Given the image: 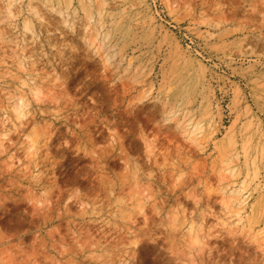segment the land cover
Here are the masks:
<instances>
[{
	"label": "rangeland",
	"instance_id": "374dc122",
	"mask_svg": "<svg viewBox=\"0 0 264 264\" xmlns=\"http://www.w3.org/2000/svg\"><path fill=\"white\" fill-rule=\"evenodd\" d=\"M98 125L115 162L48 150ZM140 239L171 264H264V0H0V264H132Z\"/></svg>",
	"mask_w": 264,
	"mask_h": 264
},
{
	"label": "bare ground",
	"instance_id": "6f19581e",
	"mask_svg": "<svg viewBox=\"0 0 264 264\" xmlns=\"http://www.w3.org/2000/svg\"><path fill=\"white\" fill-rule=\"evenodd\" d=\"M75 57V56H74ZM23 62V61H22ZM23 64H25V63H23ZM81 72H80V69L78 68V67H76V66H74V64H71L69 67H68V70H67V82H73V81H75V80H77L78 78H79V74H80ZM86 87V86H85ZM101 90V89H100ZM99 91V90H98ZM60 94V93H59ZM106 94V93H105ZM104 93H102L101 94V96L99 97V98H101L100 100L101 101H98V103H99V105L101 106L102 104H104L105 102H107V101H105V102H103L104 100H102V99H104V97H102V96H104L105 95ZM60 97H62V96H60ZM19 98H21V97H19ZM63 98H64V96H63ZM65 98H67L66 96H65ZM68 99V98H67ZM19 100V99H18ZM71 103V102H70ZM14 105V104H13ZM24 105V104H23ZM15 106H17V105H15ZM14 106V108L13 109H16L18 106H19V104H18V106L17 107H15ZM22 106V105H21ZM19 108V107H18ZM17 108V109H18ZM95 108V110H96V106L94 107ZM18 111V110H17ZM16 112V111H15ZM19 112V115H20V117L21 116H25L24 114V112L23 111H18ZM98 112V111H97ZM17 115H18V113H17ZM27 115V114H26ZM78 115H79V113H78ZM116 116V118H117V120L115 121V123H113V124H110V123H107V124H105V129L106 130H110L111 128H114V127H120V114H116L115 115ZM14 117V116H13ZM19 120V119H18ZM13 124V123H12ZM21 124H22V122L21 123H17V121L15 120V122H14V124L12 125V127L10 128V127H8V128H10L12 131V133L14 134L15 133V131L17 132V130H18V128L17 127H20L21 126ZM99 124V123H98ZM20 125V126H19ZM25 125V124H24ZM102 125V124H101ZM99 126V125H98ZM97 126V127H98ZM102 127V126H101ZM100 126L97 128V129H95L94 131H91L92 133H90L89 132V134H88V139L87 140H85L84 139V137L80 134L78 137H77V144L78 145H74L75 143H73V141H74V139L76 138V137H74V136H72L73 134H71V133H69V132H64L63 130H62V128H57L56 129V131L55 132H52V133H49L48 132V136H47V142H46V144H47V146H48V150L50 151V153H52L53 154V156H65V154H67L68 152H69V150L72 148V147H76L75 149V152L76 153H78V151L81 149V146H82V144L83 143H86V145L88 146V147H91L93 150L92 151H94L93 153L94 154H98V161H101V162H105V163H107V164H109L110 163V161L112 160V158L113 157H120V153H117L118 152V149H121V148H123V147H121L120 148V145L121 144H113V145H111V148H107V147H104V146H102V147H97L98 145H99V142H98V139L99 138H101V137H103L104 135H105V131H104V129H102ZM19 131V130H18ZM46 131H48V130H46ZM20 132H23V133H25L26 132V128L25 127H21L20 128ZM9 134V133H8ZM11 135V134H10ZM26 136H27V134H26ZM109 136H111V138H112V140L113 141H115L116 139H117V136H115V135H112V134H110ZM10 139V138H9ZM118 139H119V137H118ZM46 140V139H45ZM82 140H84V141H82ZM11 141V140H10ZM13 141V140H12ZM12 141H11V146H12ZM33 142V141H32ZM31 142V143H32ZM30 143V142H29ZM101 145V144H100ZM29 146V145H28ZM33 146V144L31 145V147ZM31 147H28L29 149H31ZM34 148V147H33ZM109 149H111L112 151H113V154L111 155V156H109V155H107L108 154V152L109 151H111V150H109ZM125 149V148H124ZM19 150V149H18ZM47 150V151H48ZM84 150H85V148H84ZM27 151V150H26ZM81 151V150H80ZM75 152H73V153H75ZM124 152V151H123ZM127 152V151H126ZM132 152H133V149H132ZM45 153V152H44ZM127 154V153H126ZM131 154V153H130ZM13 156H14V152H13ZM16 156V155H15ZM75 156H77L76 158H80L81 157V154L80 153H78V154H76ZM135 156V155H134ZM12 157V156H11ZM45 157H47V156H45ZM125 157H127V155H125ZM148 157V156H147ZM150 157V156H149ZM95 158V157H94ZM123 158V157H122ZM134 158V157H133ZM115 159V158H114ZM76 160V159H75ZM123 160V159H122ZM125 160H126V162H127V158H125ZM146 160V159H145ZM148 160H149V158H148ZM73 161V160H72ZM112 161H114V160H112ZM147 161V160H146ZM71 162V161H70ZM115 162V161H114ZM148 162V161H147ZM146 162V163H147ZM152 162V161H151ZM74 163V162H73ZM141 163V162H140ZM146 163H144V164H146ZM127 164V163H126ZM131 164V163H130ZM143 164V163H142ZM143 164V165H144ZM149 164V163H148ZM72 165V163H68L66 166H65V162H59V161H55V164H54V166L52 167L53 168V171H54V169H62V168H64L63 170H61L60 172V177L62 178V181L63 182H67L69 179H67L68 178V176L70 175V166ZM98 165V164H97ZM93 166V165H92ZM142 166V165H141ZM50 167H51V165H50ZM49 167V168H50ZM143 167V166H142ZM92 168V167H91ZM73 169V168H72ZM76 170V169H75ZM98 170V169H97ZM103 170V169H102ZM101 169H100V171H102ZM139 170V169H138ZM82 171V170H81ZM99 171V170H98ZM108 171V170H107ZM49 172H50V170H49ZM96 172V171H95ZM105 172V171H104ZM54 173V172H53ZM82 173H84V172H82ZM97 174H98V172H96ZM101 173H103V172H101ZM49 174V173H48ZM94 175V174H93ZM101 175V177H102V174H100ZM103 175H104V173H103ZM47 176H49V175H47ZM105 176V175H104ZM97 177V179H98V176H96ZM101 177H99V178H101ZM67 179V180H63V179ZM89 178V177H88ZM91 178V177H90ZM103 178V177H102ZM40 180V179H39ZM50 180V179H49ZM100 180V179H99ZM45 181V180H44ZM57 181V180H56ZM83 181V180H82ZM96 181V180H95ZM109 181V180H108ZM19 182V181H18ZM53 182V181H52ZM97 182V186L96 187H98L99 188V191L98 192H104L103 190H105L106 188H109L110 190H111V192L112 191H114L115 189H116V185H118L117 183H116V181H115V186L114 185H112L111 183H110V181L109 182H107V181H105V180H100V181H96ZM95 182V183H96ZM16 183V181L13 179V177L12 178H10V180H9V182H8V184H10V188H9V193H11V194H15L16 193V191L17 192H19L18 191V188L17 187H15L14 186V184ZM109 184L108 186H106L105 184ZM21 185V184H20ZM23 185V184H22ZM54 185H55V183H54ZM53 185V186H54ZM105 185V186H104ZM114 186V187H113ZM94 188V187H93ZM43 189H46L47 190V187H43ZM50 189V188H49ZM108 189V190H109ZM52 189H50V191H51ZM97 190V189H96ZM90 191V190H89ZM107 191V190H106ZM92 192V191H91ZM108 192V191H107ZM64 193V192H63ZM96 193V192H95ZM103 194H106V192L105 193H103ZM108 194V193H107ZM106 194V195H107ZM105 195V196H106ZM109 195V194H108ZM104 196V197H105ZM14 197V196H13ZM107 197V196H106ZM60 198V197H59ZM76 198V197H75ZM16 199H18V198H16ZM61 199V198H60ZM80 199V198H79ZM82 199V202L84 201V198H81ZM18 201V200H17ZM79 201V200H78ZM43 202V201H42ZM41 202V203H42ZM75 202V201H74ZM58 204V203H57ZM48 206V205H47ZM142 206V205H141ZM145 206V205H144ZM144 206H142V207H144ZM68 207H69V205H68ZM143 209V208H142ZM142 209H140V211L142 210ZM99 213V212H98ZM51 214V213H50ZM49 214V215H50ZM120 214V213H119ZM131 214V213H130ZM129 214V215H130ZM238 214V213H237ZM60 215V214H59ZM145 215V214H144ZM147 215V214H146ZM44 216V215H43ZM125 217V216H124ZM128 218V217H127ZM130 218V217H129ZM44 219V218H43ZM53 219V218H52ZM126 219V218H125ZM131 219V218H130ZM155 219V218H154ZM240 219H242V218H240ZM184 220V219H183ZM159 221H161V220H159ZM75 222V221H74ZM147 222V221H146ZM93 223V222H92ZM151 223V222H150ZM184 223H185V221H184ZM78 224V223H77ZM86 224V223H85ZM115 224V223H114ZM158 224H160L159 222H158ZM238 224V223H237ZM111 225V224H110ZM75 226V225H74ZM77 226V225H76ZM75 226V227H76ZM81 226V225H80ZM83 226V225H82ZM95 226V225H94ZM93 226V227H94ZM59 227H60V225H59ZM66 227V226H65ZM69 228V227H68ZM81 228V227H80ZM85 228V227H84ZM158 228V227H157ZM192 228V227H191ZM60 229V228H59ZM93 229V228H92ZM104 229V228H103ZM112 229V228H111ZM154 229V228H153ZM156 229V228H155ZM86 230V229H85ZM132 230V229H131ZM59 231V230H58ZM81 231V230H80ZM104 231H106V232H108V231H112V230H108V229H104L103 230V232ZM135 231V230H134ZM147 231V230H146ZM79 232V231H78ZM91 232H93V231H91ZM102 232V233H103ZM119 232V231H118ZM121 232V231H120ZM74 233V232H73ZM94 233V232H93ZM92 233V234H93ZM149 233V232H148ZM161 233V232H160ZM90 234V233H89ZM114 234H117L116 232H114ZM113 234V235H114ZM101 235V234H100ZM105 235V234H104ZM140 235V234H139ZM88 236V235H87ZM97 236V235H96ZM99 236V235H98ZM95 237V236H94ZM158 237V236H157ZM89 238V237H88ZM92 238H93V235H92ZM114 238V237H113ZM143 238V237H142ZM162 238V237H161ZM169 238V237H168ZM64 239V238H63ZM95 239V238H94ZM98 239V238H97ZM156 239V238H155ZM154 239V240H155ZM159 239V238H158ZM88 240V239H87ZM93 240V239H92ZM106 240H108V239H106ZM115 240V239H114ZM132 240V239H131ZM149 240V239H148ZM162 240V239H161ZM164 240V239H163ZM76 241H77V239H76ZM79 241H80V238H79ZM84 241V240H83ZM134 241V240H133ZM132 242V241H131ZM139 242H140V244L137 246L138 248H137V252H138V256H137V258H136V260H134L133 262H132V264H171V262H172V258L171 257H167V256H165L166 254H164L163 252H165V251H163V252H160V250H158V251H153L152 249L154 248V246L153 245H151V244H148V243H146L143 239H140L139 240ZM148 242V241H147ZM83 243V242H82ZM88 243V242H87ZM119 243V242H118ZM117 243V244H118ZM79 244V243H78ZM91 244H93V243H91ZM89 245V244H88ZM84 246V245H83ZM161 247V246H160ZM112 248V247H111ZM80 249V248H79ZM113 249V248H112ZM79 251V250H78ZM75 252H77V251H75ZM81 252V251H80ZM64 253V252H63ZM61 254V253H60ZM80 254V253H79ZM112 254V257L111 258H113L114 256H115V254L116 253H111ZM137 254V253H136ZM119 256V255H118ZM132 256H133V254H132ZM135 256V255H134ZM116 259V258H115ZM91 260H93V259H91ZM78 261V260H77ZM80 263V262H79ZM124 263V262H123ZM173 263H175V262H173ZM172 263V264H173ZM91 264H96V263H91ZM130 264V263H129Z\"/></svg>",
	"mask_w": 264,
	"mask_h": 264
}]
</instances>
